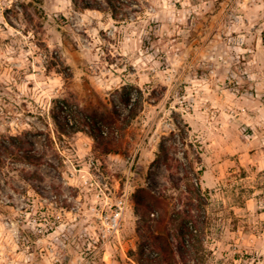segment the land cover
<instances>
[{
    "label": "rangeland",
    "instance_id": "rangeland-1",
    "mask_svg": "<svg viewBox=\"0 0 264 264\" xmlns=\"http://www.w3.org/2000/svg\"><path fill=\"white\" fill-rule=\"evenodd\" d=\"M97 1L0 0V264H159L134 194L189 204L181 149L157 160L176 124L209 192L178 263L264 264V0Z\"/></svg>",
    "mask_w": 264,
    "mask_h": 264
},
{
    "label": "trees",
    "instance_id": "trees-1",
    "mask_svg": "<svg viewBox=\"0 0 264 264\" xmlns=\"http://www.w3.org/2000/svg\"><path fill=\"white\" fill-rule=\"evenodd\" d=\"M71 1L75 7L81 10L99 9L101 6V3L97 0H91V3L85 0ZM118 1L104 0L106 6L111 10L112 18L115 20H118L117 6L115 4ZM120 20H123V18ZM121 101L129 107L128 118L135 116L137 104L135 101H132L126 86L122 87ZM86 124L88 125V123ZM108 124L110 125L111 121ZM66 126L72 131H77L73 128V124H70V120L67 121ZM176 126L179 130L176 137H174V132H171L168 137H163L160 141L157 160L161 159L165 168L169 171L172 167L171 148L176 146L181 149L182 158L186 160V163L182 164L179 161L181 167L184 166V168L175 177V182L173 180L171 182L174 188L183 190L182 193L188 197L189 204L183 209H177L169 213L167 210L168 203L165 197H155L148 192H145V195H143L141 191H137L134 194L135 205L145 209V212L149 215L147 218L143 215L142 221L145 224L149 221L153 222L152 226L147 227V239L154 241V248L157 250L159 264H179L177 257L181 261L185 260L188 246L200 242L207 223L205 208L208 204L209 192L207 189L202 188L200 183L202 170L196 171L193 163L189 161V151L194 150L196 163H200L201 151L197 148L195 149V146H200L188 140L187 124H185L186 129H181L178 124ZM88 131L92 134V138L97 144H103L107 148L108 153L113 151L114 136L112 135V131H109L110 133L105 132L101 127L96 125H92ZM23 159L27 164H38L40 162V159L31 153H24ZM150 199H154L153 204H150ZM150 215H153L152 219ZM169 225L177 226L175 236L178 238L179 243L176 247L173 245L172 239L174 234L169 229Z\"/></svg>",
    "mask_w": 264,
    "mask_h": 264
}]
</instances>
